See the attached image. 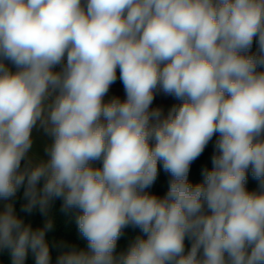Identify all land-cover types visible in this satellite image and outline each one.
<instances>
[{
  "label": "clouds",
  "instance_id": "9594fccd",
  "mask_svg": "<svg viewBox=\"0 0 264 264\" xmlns=\"http://www.w3.org/2000/svg\"><path fill=\"white\" fill-rule=\"evenodd\" d=\"M21 190L22 212L75 214L86 247L55 264H264V0H0V249L53 264V221L25 223Z\"/></svg>",
  "mask_w": 264,
  "mask_h": 264
},
{
  "label": "trees",
  "instance_id": "16d2710c",
  "mask_svg": "<svg viewBox=\"0 0 264 264\" xmlns=\"http://www.w3.org/2000/svg\"><path fill=\"white\" fill-rule=\"evenodd\" d=\"M257 45L254 40L252 51H256ZM180 101L174 100L171 106L179 103ZM170 106V107H171ZM216 137L214 136L212 141L206 146L204 152L201 156L193 162L190 168L189 180L192 183H197L202 180L201 170L204 167L211 168V155L214 151V143ZM170 176L166 173L162 166L159 167L158 176L155 183L152 185L149 192L164 195L168 188ZM247 187L249 190H255L257 188V181L253 179L249 173ZM23 204L22 190L18 192L15 198V210L17 214L24 219L25 223H30L33 228L42 227L46 219L51 218L53 221V228L51 231L46 233V239L49 242L50 253L52 257V262L55 264L56 257L60 251L58 245L60 242H68L70 244H75L80 248L86 247V240H84L79 232L75 221V214L72 212L65 213L61 210L62 200L56 199L52 202L48 216H44L40 213L38 209L33 210L32 213H25L21 211V206ZM140 234L139 229H133L131 227L124 230V234L118 239L117 251L125 250L128 244L134 239L136 235ZM186 247L190 246L189 242L186 240ZM0 264H12V259L10 252L6 249H0ZM25 264H35L34 257L29 251Z\"/></svg>",
  "mask_w": 264,
  "mask_h": 264
},
{
  "label": "crops",
  "instance_id": "0c3cea01",
  "mask_svg": "<svg viewBox=\"0 0 264 264\" xmlns=\"http://www.w3.org/2000/svg\"><path fill=\"white\" fill-rule=\"evenodd\" d=\"M119 75V71H118ZM113 95H117L120 98H124V91H123V85L117 79L116 83L113 84L109 90V94L105 99L110 98ZM175 100L174 97L166 96L163 94L157 95L153 102V107H161L165 114L167 113L168 109L171 106V103ZM33 138H34V144H33V152H35L40 157H45L44 148L47 143H49V138L43 134L42 131L34 129L33 130ZM97 166H99V162H97ZM3 201H0V210L3 208Z\"/></svg>",
  "mask_w": 264,
  "mask_h": 264
}]
</instances>
